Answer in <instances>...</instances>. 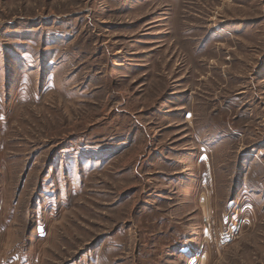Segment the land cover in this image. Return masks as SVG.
Instances as JSON below:
<instances>
[{
	"label": "rangeland",
	"instance_id": "rangeland-1",
	"mask_svg": "<svg viewBox=\"0 0 264 264\" xmlns=\"http://www.w3.org/2000/svg\"><path fill=\"white\" fill-rule=\"evenodd\" d=\"M0 264H264V0H0Z\"/></svg>",
	"mask_w": 264,
	"mask_h": 264
}]
</instances>
